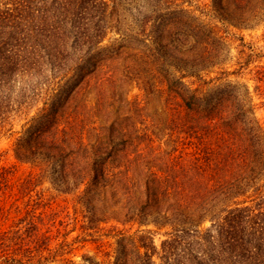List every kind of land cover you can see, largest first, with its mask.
Masks as SVG:
<instances>
[{
    "label": "trees",
    "instance_id": "16d2710c",
    "mask_svg": "<svg viewBox=\"0 0 264 264\" xmlns=\"http://www.w3.org/2000/svg\"><path fill=\"white\" fill-rule=\"evenodd\" d=\"M125 1L0 0V134L19 126L15 157H41L54 188L79 190L86 206L110 183L109 164L129 162L131 138L138 137L111 123L83 122V91L121 54L102 46L112 9L121 23L124 13L132 17L136 30L120 24L122 47L146 53L149 65L163 73L173 55L151 45L161 31L181 30L210 44L193 15L172 7L177 0H142L134 5L136 15ZM160 83L179 101L180 130L200 142L210 174L202 185L178 190V221L169 231H117L110 264H264V140L252 112L235 86L198 97L172 75L163 74ZM143 194L135 213L158 202L145 182ZM49 221L34 211L20 217L0 238V264H103L61 256L67 244L57 242ZM157 235L164 237L158 243Z\"/></svg>",
    "mask_w": 264,
    "mask_h": 264
},
{
    "label": "rangeland",
    "instance_id": "374dc122",
    "mask_svg": "<svg viewBox=\"0 0 264 264\" xmlns=\"http://www.w3.org/2000/svg\"><path fill=\"white\" fill-rule=\"evenodd\" d=\"M141 2L126 0L125 5L136 15ZM172 7L193 15L209 33L210 44L198 43L181 30L161 31L151 45L173 55L165 73L149 65L146 53L122 47L120 24L126 32L136 30L132 17L124 13L121 23L118 9H112L102 46H114L121 54L105 62L83 91L80 102L87 105L81 110L83 122L111 123L117 131L135 132L138 137L131 138L129 162L120 168L109 164L110 183L102 188L98 201L86 206L78 199L79 190L54 188L41 157H15L19 126L0 134V238L20 217L34 211L53 222L57 242L67 244L61 256L76 263L93 258L110 264L117 231L162 233L176 224L182 196L178 190L202 185L210 168L200 142L180 130L182 121L176 114L182 110L160 83L163 74L180 79L198 97L237 87L264 140V0H177ZM144 182L158 202L144 213H135L143 202ZM163 238L155 236L156 243Z\"/></svg>",
    "mask_w": 264,
    "mask_h": 264
}]
</instances>
